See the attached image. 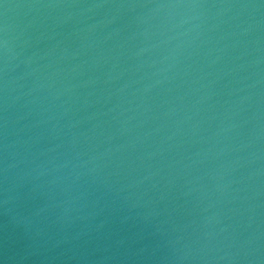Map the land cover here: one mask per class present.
<instances>
[{
    "label": "water",
    "instance_id": "obj_1",
    "mask_svg": "<svg viewBox=\"0 0 264 264\" xmlns=\"http://www.w3.org/2000/svg\"><path fill=\"white\" fill-rule=\"evenodd\" d=\"M0 264H264V0H0Z\"/></svg>",
    "mask_w": 264,
    "mask_h": 264
}]
</instances>
